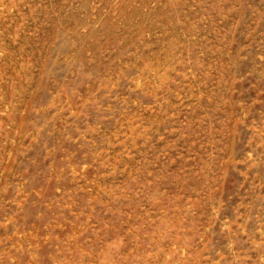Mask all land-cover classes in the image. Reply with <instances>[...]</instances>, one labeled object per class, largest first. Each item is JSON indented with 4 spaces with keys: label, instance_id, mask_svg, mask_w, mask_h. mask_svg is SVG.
<instances>
[{
    "label": "rangeland",
    "instance_id": "rangeland-1",
    "mask_svg": "<svg viewBox=\"0 0 264 264\" xmlns=\"http://www.w3.org/2000/svg\"><path fill=\"white\" fill-rule=\"evenodd\" d=\"M0 264H264V0H0Z\"/></svg>",
    "mask_w": 264,
    "mask_h": 264
}]
</instances>
